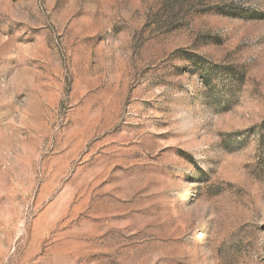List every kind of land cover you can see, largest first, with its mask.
<instances>
[{
	"label": "rangeland",
	"instance_id": "obj_1",
	"mask_svg": "<svg viewBox=\"0 0 264 264\" xmlns=\"http://www.w3.org/2000/svg\"><path fill=\"white\" fill-rule=\"evenodd\" d=\"M0 264H264V0H0Z\"/></svg>",
	"mask_w": 264,
	"mask_h": 264
}]
</instances>
